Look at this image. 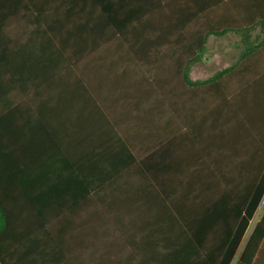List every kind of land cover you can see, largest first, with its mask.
Instances as JSON below:
<instances>
[{
    "label": "crops",
    "instance_id": "0c3cea01",
    "mask_svg": "<svg viewBox=\"0 0 264 264\" xmlns=\"http://www.w3.org/2000/svg\"><path fill=\"white\" fill-rule=\"evenodd\" d=\"M243 37L264 39V0H0V246L226 264L242 230L241 256L264 213V88L246 105L253 64L217 75Z\"/></svg>",
    "mask_w": 264,
    "mask_h": 264
},
{
    "label": "trees",
    "instance_id": "16d2710c",
    "mask_svg": "<svg viewBox=\"0 0 264 264\" xmlns=\"http://www.w3.org/2000/svg\"><path fill=\"white\" fill-rule=\"evenodd\" d=\"M250 40L251 38L248 37L242 38V42L245 44L246 47L244 50H242L243 52L241 53V56L237 64L234 67L225 70L221 74L217 75V76H223L225 74L231 73L235 69H237L238 71L240 69H245L246 68L245 65L246 66L248 64L254 65V66L252 65L253 67L252 83L249 82L243 89L244 91H241L239 93V99L246 105L252 104V102H256V99H254L252 95H254V92L256 90L264 88V39H259V41H257L256 43L250 42ZM241 71L245 73V70H240V72ZM262 191L264 192V182H263ZM242 232L244 231L241 230L240 232H238L239 237L237 238L233 246H231L230 254L227 258L228 261L226 262V264H229V260L231 262V258H233V255L235 254V251L237 250V247L239 245V241L241 240V237L243 235ZM263 237H264V213L261 221L257 224L253 233L249 237V240L240 258H238L236 264H251L253 260V256L255 255ZM21 249L22 247H19V245L0 246V263L20 264L14 258L16 256H19V254H15L16 250H18V252L20 253ZM220 254L218 257L214 258V262L212 264H219L217 258L220 257Z\"/></svg>",
    "mask_w": 264,
    "mask_h": 264
},
{
    "label": "rangeland",
    "instance_id": "374dc122",
    "mask_svg": "<svg viewBox=\"0 0 264 264\" xmlns=\"http://www.w3.org/2000/svg\"><path fill=\"white\" fill-rule=\"evenodd\" d=\"M259 39H263V38H261V37H258L257 39L251 38L250 42L256 43L257 41H259ZM235 40L236 39H227V40L225 39L223 41H220V42H218V43L215 44V49L214 50L215 51L228 50V51H231V53H233L232 50L234 49L233 46L235 44ZM240 41H241V48H242V50H244L246 46L242 42V39H240ZM242 50H240L241 52H240V54H239V56H238V58H237L236 61L239 60V58L241 56V53L243 52ZM224 59L227 60L228 62L230 61L231 63H233V60H231L232 58L229 59V57H228L227 54H226V57H224ZM235 255H236V253H235ZM233 257H234V255H233ZM239 257H240V251L236 255V258H234L235 260L233 262H231V264H236Z\"/></svg>",
    "mask_w": 264,
    "mask_h": 264
}]
</instances>
